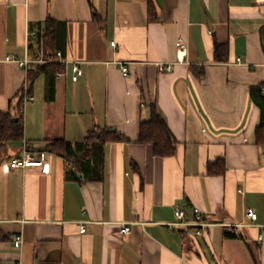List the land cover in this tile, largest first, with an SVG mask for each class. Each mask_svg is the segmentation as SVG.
I'll list each match as a JSON object with an SVG mask.
<instances>
[{
	"label": "crops",
	"instance_id": "0c3cea01",
	"mask_svg": "<svg viewBox=\"0 0 264 264\" xmlns=\"http://www.w3.org/2000/svg\"><path fill=\"white\" fill-rule=\"evenodd\" d=\"M152 2L151 14L150 0H0V110L24 124L0 158V264H264V144L252 91L264 88V0ZM46 50L69 64L42 61ZM27 93L34 98L24 101ZM154 105L178 141L172 156L138 142ZM105 127L128 140L84 162L47 148ZM25 140L46 169L3 167ZM195 207L212 223L202 234L169 229L176 208L193 222Z\"/></svg>",
	"mask_w": 264,
	"mask_h": 264
},
{
	"label": "trees",
	"instance_id": "16d2710c",
	"mask_svg": "<svg viewBox=\"0 0 264 264\" xmlns=\"http://www.w3.org/2000/svg\"><path fill=\"white\" fill-rule=\"evenodd\" d=\"M154 10V4L152 0H150V13H154ZM51 30H53L52 21L48 25L47 33L43 36L46 38V43L54 39L55 35H52ZM53 80L54 74L51 76L49 75V89L52 88V83H50V81L53 82ZM252 91L254 101L261 108V123L256 129V142L258 144H264V93H262V86L254 87ZM151 112V118L142 121L140 124L138 142L142 144H151L157 156L167 157L174 155L177 151L178 141L171 132L165 116L157 105L152 106ZM23 135L24 124L22 116L14 115L11 111L0 110V158L3 157L11 141L20 140ZM119 140L126 141L128 139L115 130V128L105 127L90 130L83 142L73 144L63 139H57L50 142L47 148L64 156L68 160H75V162L79 161L75 158L80 156L84 162L96 156L98 147L103 148L106 142ZM79 152H81V154H78ZM79 167L84 173V167L80 165V163ZM225 170V168H223L222 171L213 170L212 166H210L209 169L212 174L222 173ZM232 235L237 236L236 234Z\"/></svg>",
	"mask_w": 264,
	"mask_h": 264
},
{
	"label": "built area",
	"instance_id": "2783aa9c",
	"mask_svg": "<svg viewBox=\"0 0 264 264\" xmlns=\"http://www.w3.org/2000/svg\"><path fill=\"white\" fill-rule=\"evenodd\" d=\"M30 35H34L33 33H30ZM35 36V35H34ZM116 42L112 41L111 45L115 46ZM176 46L177 49L180 53H182V57H180V60L183 61L184 57L186 55V50H187V44L184 41V39L179 38L176 42ZM7 61H13V62H17L22 66H27L29 64V62L31 60H29L28 58L25 59H16L14 57L8 56L6 58ZM44 62L47 63H53V62H57L60 63L62 65H67L69 64L70 61H68V59H65L63 57V53L62 51H52V50H46V54L45 57L41 59ZM72 73H73V80L77 81L79 80V78L83 75V70L80 67V65L76 62L72 63ZM159 69L161 72L164 71H169L172 70V64H164V63H159ZM122 71L124 75H129V69L127 67V65L123 64L122 65ZM62 76V73H59V77ZM264 92V88L262 90ZM34 97L27 93L25 95V100H30L33 99ZM24 153L22 156L19 157H15L12 159H4L2 161V165L6 170H11V169H19V168H25V167H30V166H39L42 167L43 169L47 168V163L44 159L42 158H35L31 155V151H30V142L25 140L24 141ZM194 213H195V218L193 220V222H189L187 220L186 217V212L184 209L182 208H176L175 210V216L176 219L175 221L169 222L168 223V227L171 231H174L176 227L178 226H195L197 228L196 233L198 235L202 234L203 231L209 227L210 225H212V223L208 222L205 219V216L203 215V211L199 208V207H195L194 208ZM247 217L250 219L251 222H255L258 219V213L254 208H248L247 212H246ZM238 225H234L235 230L237 231L238 229ZM86 226L82 225L81 226V232L84 233L86 231ZM131 228L128 225H124L121 228V232L122 234L126 235L128 233H130ZM260 238H262V236H260ZM22 245V237L18 236L16 241H15V246L20 247Z\"/></svg>",
	"mask_w": 264,
	"mask_h": 264
}]
</instances>
